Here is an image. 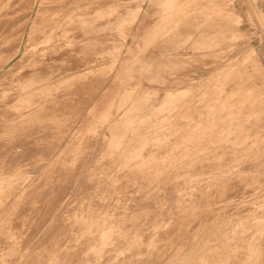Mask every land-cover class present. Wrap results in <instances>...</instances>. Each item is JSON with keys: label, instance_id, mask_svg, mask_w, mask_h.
Wrapping results in <instances>:
<instances>
[{"label": "rangeland", "instance_id": "rangeland-1", "mask_svg": "<svg viewBox=\"0 0 264 264\" xmlns=\"http://www.w3.org/2000/svg\"><path fill=\"white\" fill-rule=\"evenodd\" d=\"M171 1H173L174 5ZM199 1L200 0H198V2L197 0L190 2L189 0H179V1L178 0H166V1L165 0H146V1L145 0H44L43 1L44 4L43 3L41 4L39 1H38L39 5L38 2L36 3L31 13V17L38 11L40 13L39 19L42 18L41 20H43V17L45 16L46 17L44 21L40 20V23L39 20H37L39 24H37L36 22L34 26L36 30L33 29L32 31L33 33L34 32L37 33L38 28H40L39 31L40 30L44 31L42 30L44 28H41L42 25L44 24L43 25V27H45L44 32H46L47 35L44 32H42V36H41V31L38 32L37 34L35 33L32 34L31 32L30 39L28 40L30 44L29 58L31 62H29L27 67L17 77L14 78V82H13L14 86L29 84L32 88V91L29 96L14 101L15 102V103L13 102L14 104L11 103L8 104L9 105L8 107L0 108V113L4 110L0 114V116L2 117L0 118L4 120L5 125L7 124V122L10 121L9 126H5V128L3 129V131L7 134V138H6L7 146L5 148L6 152L4 151L6 155L3 158V162H5V166L4 163L0 165L1 166L0 173L2 171L8 172V175L5 176L7 181L3 184L2 187H0V193L2 194V196L0 194L1 196L0 202L2 201L6 202L5 204L3 202L0 203V207H1L0 208V264H11V263L35 264V262L36 264H55V263L59 264L58 263L59 261L60 264H66L67 262H69V258L71 259L70 261L71 262L73 261V263L75 264H99V263L116 264L117 259L120 257H121L120 262L118 259L117 264L118 263L124 264V262L128 264L127 262L129 261L130 264H144V262H146L145 264H149L151 262H152L151 264H157V263L158 264H197V262L198 264H244V263L253 264V261L254 264L255 263L264 264V256H261L264 253V248L262 247L264 246V238H263L264 233L262 234V232H264V228H263L264 199H262L264 198V188H263L264 177L261 176L262 174L264 176V172H263L264 158L261 159L264 155L263 153L264 144L258 141L264 139V134L262 136V133L264 132V127L261 126V122L262 125H264V116H263L264 110H262L264 108V104H263L264 95L262 94L264 93L263 92L264 81L260 82L261 79L264 78V47H263L264 42H261L264 41L263 39L264 0H221V2L223 1L222 3L223 5L220 3L219 0H217V2H215L216 0H202L203 2L206 1L207 6L204 5L202 1L200 2H202L203 4L200 3ZM165 2L168 4V6L167 4H165ZM193 2H195L197 5L194 4ZM23 3L19 5V8L21 6V8L26 11V9H24ZM192 3L193 5H191ZM224 4L225 7H223ZM182 5H184L183 7L186 10H184L183 7L181 8ZM162 6H164L165 8ZM17 8L15 7L14 10H16ZM21 8L20 11H22ZM163 8L165 11L163 10ZM63 9L65 13H63L64 12ZM136 9H139L137 17L139 16V14H142V16L144 15L147 18V22H149L145 26L144 30H142V33L144 32L145 36L141 38L139 35H136V33H131L134 20L133 18L127 15V13H129L130 11ZM25 11H23V14L25 13ZM61 11L65 15V17L63 16L62 13H60ZM66 11L68 13L70 11L71 15L70 13L66 14ZM180 11H182V14L179 13V15H177L176 17L175 16L176 13L178 14V12ZM56 12H59V14ZM17 13L18 15H20L21 13L22 16V12L15 11L14 14L12 15L14 18L10 17L9 21L11 22L16 21L17 25L15 26L14 23L13 26V22L12 23L10 22L11 25L9 27V21H8L7 23L8 27H6L5 30L8 36L4 35L6 36V38H4V40L6 39L5 41L10 42L9 41V39L11 38L10 31L12 32V29H10L12 28L11 26L15 27L16 29L18 26L21 25V21L18 20L22 19V17L18 16ZM172 13L173 16H175L176 18L172 16ZM15 14L19 17V19ZM57 14L59 17L61 15L63 17L61 16V18H58ZM75 14L77 15V17L75 16ZM170 14L173 17V19H171L172 17L169 18ZM165 16H167L168 18ZM54 17H56V19H54ZM164 21L165 23H163ZM170 21L172 22V24L170 23ZM127 22H130V24L128 23L127 25ZM48 23L51 24V26H49ZM47 24L49 28L45 26ZM125 24H126V28L128 27V29H125L123 27V25L125 26ZM163 24L164 25L166 24V26H168V28L166 27L167 28L166 30ZM120 28L124 30L122 31V29ZM163 29L164 31H162ZM38 34H40L39 40L34 38V36L35 35L37 36ZM58 39L60 40L58 41ZM227 40L228 42H226ZM3 41L0 44V53L1 52L3 53V54L1 53L0 56L2 60L3 58L6 59L8 55L11 54V52L14 51L16 48L14 47L11 50L8 48L9 52H7L8 51V49H6L8 47L7 44L9 45L10 43L8 42L5 43V41L4 42ZM25 43H26V38L23 39L20 45V49L15 57L17 58L20 57V55L22 54L21 50H23L22 46H24ZM5 53L7 54V57L4 55ZM2 55L4 57H2ZM32 56L35 57L36 59L32 58ZM245 60L246 62L248 61L249 63L246 64ZM253 60L254 61L256 60L255 63H253ZM8 64H6L4 67L7 68ZM146 64L148 65L146 66ZM239 64L242 65V67ZM252 64H255V66L253 67ZM251 65L254 68V73L256 70L261 71L262 74L257 71L255 74L256 77L259 74V78L258 77L257 78L260 81L253 75L254 74L253 71L249 73L250 70L253 69L252 67H250ZM256 65L257 67H259V69L255 68ZM248 67L251 69H249ZM1 72L2 71H0V74H2ZM103 72H105L106 74L109 73L110 79L107 85L104 87V90L95 99V101L91 106V108L94 110L93 114H91L89 110L84 113L79 124L76 126V129H81L80 135L79 136H75L73 134L70 135L67 138V140L62 144V146L58 148L57 151L56 150L57 145L58 142L60 141L59 137H61L63 135L62 133L65 132V130L64 131L62 130L61 132L59 130L66 128L67 127L66 125L71 123L70 118L72 116L75 117L77 116L78 112L82 109L81 104H79V102L81 101V103H83L82 104L83 106L86 104L87 96H90V94L93 91V84L94 85L96 84V82L92 81L93 76ZM251 74L253 75V79L251 78L252 77ZM239 75L242 76V79H240L241 77H239ZM260 75L261 77L263 75V77L260 78ZM246 76H248V78ZM249 78H251L252 81H250ZM254 78L257 80H255ZM233 79L237 80L236 82L239 85V87L236 83L235 85H237V87L234 86L235 81ZM247 79L248 81L246 82ZM258 81H259L258 84H260L261 86L263 85L262 88L260 85L257 86ZM231 82L233 83L232 84L233 86H231ZM252 82H255V84H253ZM228 83L230 84L227 86ZM74 84L75 86H72ZM245 85L247 86L248 89V92L246 94H245L246 91ZM232 87L236 89L231 90L230 88ZM249 87L257 88L259 91L258 92L254 91V89L251 88L252 91H254L252 94V91L251 89L249 90ZM182 88H187V90L185 89L182 92L177 91ZM237 88H239V90ZM224 90H225L224 93H228L229 98L227 97V94H223ZM69 91L70 93L72 91L74 92H72L73 94L71 93L70 95V93H68ZM171 91L173 93V96L169 97ZM194 92L196 93L195 95ZM80 94L83 95L80 96ZM233 96L235 99L233 98ZM32 97H36V98H32ZM89 98L90 97H88V99ZM197 98L201 100L200 101L201 103L197 101ZM205 99L207 101L208 99L210 100L204 103ZM231 99H233V101H230ZM258 99L259 100L262 99V100L259 101ZM151 100H152V105L156 108L154 111L150 112L146 110L144 113L138 111L130 112V110L134 107H137L139 103L143 101L148 102ZM194 100H196L197 102ZM255 100L256 102L258 100V102L260 103L259 105H257V107L255 106L256 103H254ZM210 101H212V103ZM209 102L211 103V105L209 104ZM64 104L66 106H64ZM249 104L252 106V107L249 106L251 108H247ZM15 105H18L20 107L19 110L16 109V107L18 108V106ZM70 105L72 106L71 108ZM188 105L190 106L192 105V107ZM60 107L62 108L61 111H60ZM258 107L261 110H258ZM5 108L8 111L7 110L5 111ZM147 108L148 107H146V109ZM247 109H251V110L247 111ZM254 109L255 112L253 114L251 111H254ZM244 111L249 112V114L247 115H248V119L250 120L246 119L247 115H245L246 112ZM261 112H263V114ZM11 113L14 114L11 115ZM250 113L253 114L252 115L253 121L251 120ZM59 114L60 116H58ZM190 114L192 115L190 116ZM194 114H196L197 116ZM184 115L185 117H183ZM261 115L263 116V119L260 122L259 120L260 118H262ZM238 116L241 117L238 118ZM254 116L256 121H254ZM257 119L259 122H257ZM246 120L249 122H246ZM233 122H235L233 124L235 126H232ZM239 122H242V124L245 123L243 125L246 126L245 127L243 125H242L243 127L240 126L241 124H239ZM178 124L179 126H176ZM251 125L254 126L252 127V129H251ZM56 126H57V131H56ZM236 126L239 127L236 128ZM239 128H240V132H239ZM87 129H90V131H87ZM244 129L245 131L246 130L247 131L245 132ZM51 130L54 131L53 135L55 136V138L57 134H59L58 140L56 138L57 141L54 139V136L52 135L53 138L52 140H54V142L57 143V144L55 143L56 144L55 146L56 148L54 149L55 151L53 150L54 146L51 145V142H53L51 141V136L49 137L48 135L52 133ZM150 130L153 131L151 134H150ZM154 130L157 133L154 132ZM248 130L249 131L251 130L250 134ZM179 132L181 133L180 136H179ZM46 133L48 138L46 137ZM252 133L254 135L256 134V139ZM41 134H42V138L44 135L43 139L39 138ZM136 134H139V136H136ZM251 134L253 135L254 138L249 137V135L251 136ZM36 135H38L37 137V139L39 138L38 140L36 139ZM247 137L249 138L246 139ZM31 138L33 140H37V142L40 143L39 145L36 143V141H34V144H37L36 146H38V149L34 144L33 146L31 145L33 141V140L31 141ZM205 138L208 141L207 140L203 141ZM252 138L253 141L255 140L254 142L252 141ZM26 139H29L30 141L29 140L28 141L30 143H28ZM90 139H92L94 142L92 141L91 143ZM24 140L28 143L27 148L32 147V149L35 150L37 149V153L42 151L43 154H45V156H43L42 152H40V155L43 156L44 158L40 156L41 159L39 161L29 164V162L32 159L24 157L20 159L21 162L19 161V166H18V162L16 164L15 155L18 154L17 152H20L22 151L23 148H25L24 146L23 148L19 146L20 144L26 146V142L24 143ZM43 141H45L46 143L50 142V145L48 144V149L45 142L44 143L46 148L44 147ZM82 141L84 142V146L81 149L82 146L80 147V144L82 143ZM89 143L91 144V146L89 145ZM163 143L165 144V146ZM16 144L17 146H15ZM160 144H162V147L164 146L163 149ZM258 144L259 146L257 147ZM10 146L15 147V149L17 148L15 150L17 152L13 153L14 149L12 150ZM85 146L88 147V149ZM149 146L151 147V149ZM219 146H222V148L220 147V151H217L218 149L216 150V147L218 148ZM254 146L256 147L257 150L259 149L258 152L256 151L255 148H253ZM260 146H262L261 149ZM49 147L50 150H53L54 152L52 151V153L50 152L48 154L47 151L49 150ZM147 147L149 148L146 151L145 149H147ZM9 148L10 150L7 151ZM40 148L42 149L39 150ZM44 149L48 154L47 158L45 151H43ZM74 150H76L75 151L76 154L73 155ZM81 150L82 152H80V154L82 158H84L86 152L87 153L89 152V154L86 153L87 156H85L84 159H80L82 163L78 159L81 158V156L78 157L80 155L79 151ZM254 150L258 153V157L254 153L255 152ZM249 151H251V154ZM8 152H11V154L13 153L14 154L13 157H11V154ZM206 152H209V154L208 156H206L207 158L204 159L202 157H205ZM143 153L145 154V158L142 159V156H144ZM210 153H212L213 155V156L211 155V158L209 156ZM253 153L254 155H256L255 157ZM259 153L261 157L259 156ZM9 154L10 157H8ZM237 154L239 155L238 158L236 156ZM200 155H202V157H199ZM231 155L232 157H234V159L231 157ZM247 155L248 156L251 155L249 156L250 159L249 157L247 158ZM226 156H230L228 159L231 162L230 161L227 162L228 159H226L227 161L224 160ZM5 158L8 160V163L11 161L12 158H14L12 159V162L13 160H15V164L18 167H15L16 165L10 162L11 164L10 163L9 164L11 165V168L10 169L6 168L10 166L7 163V160L5 161ZM135 159L136 161L138 160L137 163H133ZM221 159H223V163L220 162ZM206 160L209 161L208 162V164L210 163L209 165L206 164ZM235 160L236 162L234 164ZM1 161L2 160L0 159V163ZM201 161L203 162L201 163ZM211 161H212V165H211ZM213 161L215 165H213ZM75 162L77 163L79 162V164ZM204 162L207 166H205ZM232 162L234 165L232 164ZM238 162L240 163L238 164ZM253 162L254 163L256 162V166ZM80 163L81 166H79ZM203 164H204V168H202ZM226 164H228L230 167L226 166ZM245 164H247L246 165L247 167L245 166ZM240 165L243 167H241ZM248 165L250 166V168L248 167ZM48 166H51L52 168L55 169L56 167L60 166L61 169L54 174V177L52 179L53 181H51V185H50L52 187L51 189H49L50 192L45 194V192L43 191L44 185L40 184V182L42 178L41 175L44 173V171L47 169ZM73 166L75 167L76 170H74ZM78 166L80 167L79 169L77 168ZM252 166L255 167L252 168ZM13 167H15L16 169ZM36 167H38L37 170ZM195 167H197V169ZM240 167L241 170L243 168L245 172L242 170L240 174L239 172L237 173V171L240 170ZM12 168L14 169V171H17L18 173L17 176L14 177L9 176V174L11 175V172H14ZM34 168H35V172L32 173ZM234 168L236 169L239 168V169L236 172H234V170H236ZM247 168L250 170H248ZM227 169H228V175L227 172L225 173V170L227 171ZM231 169L233 170V172L230 171ZM222 170L225 173V176H223L224 173L222 172ZM25 171H30V174H28ZM75 171L78 172V177L74 176L72 180L71 172H75ZM69 172H70V177H68ZM81 173H83L82 178H80ZM217 173L218 174L223 173V175L219 176L220 175L219 174L217 176ZM229 173L233 175H229ZM234 173L235 174L237 173L238 175H235ZM247 173L248 176L250 175L248 179H247ZM256 173L258 174L257 175L259 177L258 179L256 177ZM252 174L255 176H253ZM90 175L91 177H88ZM240 175H242L243 178V182H241L240 180L241 182L240 187H242V184L244 186L240 188V191L238 190L240 192L239 194L237 189H239L238 185H240V182L238 180L241 179ZM251 175L255 179L254 180L252 178L253 180L251 181V183L252 184L254 183V185L250 183ZM130 176H131V182L129 183L128 178L130 180ZM234 176H235V180H234ZM202 177H204V180ZM228 177H230L231 179L230 182L229 180L226 181L227 179H229ZM261 177L263 179H261ZM91 178H93V180ZM190 178H192V180ZM244 178L247 180L244 181ZM259 179L262 182H259L260 181ZM89 180L91 181L90 182L91 185L89 184ZM163 181L165 182L163 183ZM177 181L180 183L179 186H178L179 183L177 184V186L174 185V183L175 182L177 183ZM234 181L236 182L234 183ZM57 182H58L57 185L58 187L56 186ZM72 182H74V184L80 182L79 184L81 185V188L82 185H84L82 188L84 193L81 190H79L80 194L82 193L81 194L82 196L79 195V192L76 195L73 194L67 197L63 195L61 196L60 195V190H62L61 188L68 189L69 185H71ZM193 182L194 184L192 186ZM202 182L203 184L200 185ZM248 182L250 184H248ZM213 183L215 186L214 185L211 186V184ZM127 184L131 186L130 191H128L129 186H127ZM162 184H164V186H162ZM195 184L198 186L196 187ZM218 184H220V186ZM257 184H259L258 187ZM65 185H67L68 188H66ZM118 185H120V187ZM250 185H252V187ZM87 186H89V189ZM98 186L101 187L102 195H100L101 193ZM180 186H182L181 195H180L181 190L178 191L180 189ZM55 187L56 189H54ZM212 187L213 188L215 187L216 190H218L216 191L217 193L220 192L219 189L220 187L222 193H223V189L224 191L225 189H227V191L225 192H229L232 189V192L228 193V195L224 192L223 194L224 196L221 194V198H220L218 195L219 193L217 194L215 192V188H214V192L216 194L214 192L212 195L210 194L213 191ZM85 188L88 190H86ZM107 188L109 190V191L107 190L109 194L108 192L105 191V189ZM166 188L167 191L165 190ZM170 188H172V191L170 190ZM246 188H248V190ZM110 189H111V194H110ZM191 189H194V193L193 195L190 196V193L192 194ZM77 190H78V186H77ZM114 190L115 192H117V197L116 196L113 197L115 195L114 194L115 192H113ZM197 190L200 192V194H198ZM132 192L134 198L136 196L135 198L136 203L137 201H139V198L142 199V200L140 199V201H143V203L138 202V204L135 205L134 204L135 201L133 202L134 198L132 197ZM177 192H179L180 197ZM93 193L96 196H98L99 199L98 197H95ZM207 193H209L211 197L213 196L212 199L219 197L220 199L226 200L227 196L229 199V194L232 195V197L230 196L229 201L227 200L228 203L227 201L224 202L223 200H221V202H219V200L218 201L214 200V202H212L213 200L211 201L210 196H208ZM232 193H234L236 197ZM154 194L158 196L160 200L159 198H156L157 199L155 201L156 205H154L153 208L151 204L154 203L155 198L154 197L151 198V196H153ZM194 194L198 196L196 197V195ZM214 194L217 196L214 197ZM247 194L249 195L248 197ZM8 195H10L11 197H9ZM92 195H94L93 198L95 199L92 198ZM118 195L119 196L121 195L122 198H124L125 200H122V198L120 200V197ZM3 196H5L4 199L7 198L8 200L7 201L6 199L4 200ZM53 196L55 198L59 197V199L62 201V204L64 205L62 207L63 210L59 212L58 211L47 212L49 210L50 205L52 206L60 203V200L57 199L58 200L57 202ZM101 196L102 197L104 196V200ZM129 196L132 199V201H130V198H128ZM137 196L140 197L137 199ZM147 196H149L148 203L149 202L151 203L150 206L152 210L150 207L145 208L146 206H149V204H147L146 201ZM181 196H184V200H186L185 201L186 204L184 203L186 207L184 206L182 207L183 205L182 202L184 201L180 200ZM206 196H208L207 197L208 201L203 200L204 198L206 199ZM233 196L234 199H232ZM238 196H240L239 199ZM79 197L80 198L83 197V200L84 199L85 200L84 201L82 199L80 200ZM142 197L146 198V200ZM185 197H188V199L190 200V204H188L187 201L188 199H186ZM189 197L192 198L190 199ZM162 198L164 200L163 202H165L164 205L168 204L166 208L162 204L163 203ZM178 198L180 202L182 201L181 202L182 205L179 202V200L177 201ZM194 198L195 200L193 202L192 199ZM172 199H173L172 206L174 207L173 209L171 208L172 206L170 204L171 203L170 201ZM201 199L203 200V203L208 202V206H210L209 204L210 201L211 203L210 210L211 208L213 209L214 207H216L217 209V206L221 207V208L218 207L217 210L216 209L213 210L214 213L217 211L213 216V218L210 216L211 215L210 213H213V211L212 210L210 211L207 206L204 207L205 204L203 206V203H201L202 207H200L201 206L200 202H202ZM93 200L94 202H92ZM234 201L235 203L233 204ZM245 201L246 202L249 201V204L246 203L247 204L246 205L244 203ZM95 202H98L100 206L98 203ZM104 202L107 204H105ZM110 202L112 203L110 204ZM215 202H218L216 204L217 206H215ZM229 202L230 205H232L233 207L230 206L229 208L227 207L229 205ZM45 204L48 207V210L46 211L44 216V213L42 215V212H44V210L47 209ZM142 204L144 210L142 208ZM102 205L105 207H103ZM107 205L108 207H106ZM138 205L139 207H141V209L138 208ZM159 205H161L162 208L159 207ZM179 205L181 206V209L183 208L182 210L180 209ZM250 205H252V207ZM93 206L95 207V209L93 208ZM101 206L103 207V210ZM117 206L119 209L117 208L114 210V208H116ZM197 206L200 208H198ZM126 208L127 210H125ZM237 208L239 209L242 208L243 211L241 212L242 210L241 209L240 210L241 213H240L239 209ZM245 208L247 209L246 212H245L246 210ZM262 208L263 210H261ZM89 209H91V211ZM96 209L98 210L97 215L95 212ZM153 209H154V214L155 211H157V209L159 210L161 209L162 211L158 210V212L159 213L163 212V215L160 214L159 216L156 213L157 218L153 217L152 220L151 214L153 212ZM236 209L238 210L239 213L237 212ZM100 210H102L104 213H102V211L100 212ZM110 210L111 212H109ZM138 210L139 212H137ZM223 210L225 213L223 212ZM235 210H236V215H234ZM68 211H70V213ZM148 211L150 212L151 219L144 217L145 212L148 215L149 213ZM205 211H208L206 215L208 217L202 214ZM62 212L65 216H63ZM174 212L176 214H174ZM222 212L224 213V215ZM115 213L117 214L119 213V215L116 214L117 215L116 217V215H114ZM136 213L139 216L142 215L144 219L142 216L140 217V219L142 218L144 222L145 221L150 222L151 225L149 223L147 224V222L144 223L142 220H141L142 222L138 221L139 216H137ZM172 213L173 216H176L177 218L173 217ZM194 213L196 215H194ZM255 213L257 214V216L255 215ZM261 213L263 214L261 215ZM126 214L129 215L127 216ZM218 214L219 215L222 214V215L219 216V218H217ZM94 215L98 217L96 218V216ZM169 215L171 216V219L170 217H168ZM247 215L249 216L247 217ZM259 215H261V217H259ZM36 216H38L39 218L35 220ZM62 216L64 217V219L62 218ZM93 216L95 217V219H93L94 218ZM194 216H196L197 218L196 217L194 218ZM202 216L203 217L205 216V219L207 218L208 221L207 219L203 220L204 218L202 219ZM242 216L243 217L245 216V218H243ZM47 217L49 219H47ZM58 217H61V220H59L60 222L58 221ZM187 217H190L189 219L191 221ZM42 218L45 219V222L44 220L41 221ZM165 218L167 222L166 220H164ZM167 218L173 222H170L169 224V220ZM174 218L177 219L178 222H176ZM186 218L188 219L189 223L192 222V224L190 223L191 225H194V221H195V225H194L195 227L193 226L190 227L189 224L190 229L187 228L188 234L187 232L183 233L187 230L186 227H188L187 225L188 223L185 222L187 221ZM209 218H211V220H209ZM249 218L253 219V221L252 220L249 221L250 220ZM113 219L116 222V223L114 222V224L112 221ZM259 219H261V221ZM62 220L65 222H63ZM69 220L71 222H69ZM182 220L185 222L184 224L182 223L183 222ZM201 220L204 221L203 226L200 223ZM213 220L216 221L213 222ZM244 220L245 221L247 220L248 223L246 222L245 224ZM68 222L69 224L67 225ZM124 222L125 224L126 222H130V224L128 223L127 226L128 228L125 227L126 225H124ZM205 222L207 223L205 224ZM39 223L40 225L41 223H44L43 224L44 227H42V225L40 226ZM84 223L86 224V226ZM180 223L183 226L184 225L187 226L184 228L183 226L180 225ZM34 224L36 225V227L34 226ZM37 224L40 227H38ZM52 224H54L55 226L54 227L51 226ZM122 224H123V231L121 228H119L122 226ZM161 224H163L164 229L162 228ZM167 224L169 225L172 224L170 226L169 231H167L169 228ZM106 225L108 226V228ZM200 225L201 227L197 228V226ZM160 226L163 231H161ZM173 226H175V228H172ZM112 227L115 229L114 232ZM152 227L156 229L160 228L158 229L160 230L159 233L156 232V229H153ZM33 228H36V230L34 231L32 230V232L34 233H32L31 235L29 233ZM54 228H56L55 234H54V230H55ZM96 228H99L97 234H96V230H97ZM117 228L118 230L116 232ZM90 229L91 230L93 229L94 231L92 230L93 232L92 231L90 232ZM139 229L140 231L138 232ZM152 229L156 233L155 232L152 233L151 231H149ZM173 229H174V234L177 233V235L181 234L179 232L180 231L182 232V230H184L182 232V236L180 235L178 237L177 235H175V240H174L173 232L170 233V231H173ZM262 229L263 231H261ZM51 231L52 233H50ZM148 231L149 233L151 232V234L154 235L149 234ZM27 232L28 235H30L32 238V240L31 238L29 239V242H27L28 241ZM70 232H72V234ZM99 232L100 234L101 233L102 234L98 235ZM109 232L110 235L108 234ZM144 232L145 233L147 232L146 234L147 237L145 235H144L145 237L143 236ZM160 232L163 233V236H159ZM47 233L48 235L50 234V237L43 240V238L48 236ZM112 233L115 236L114 235L112 236ZM156 234L157 236L160 237L159 238L160 240H158ZM51 236L53 237L51 238ZM154 236L159 244L156 243ZM96 237L97 238L99 237L98 240L96 239L97 241L94 240ZM111 237L115 239L110 240ZM161 237H163L164 241H161L162 240ZM164 237H166L167 239H170V237L173 238L172 242L171 239L170 241L168 240L169 241L168 242L167 239L166 240L164 239ZM259 237L263 239V240L261 239V243H262L261 246H260ZM152 238L153 241L151 242ZM144 239H148L147 240L148 242L150 241L149 243L151 245V249H153L152 250L153 255L150 249H148L150 247L149 244L147 243L146 245V240L144 243ZM22 240H23V245L25 244V247L21 244ZM82 240L84 242H82ZM123 240L125 242H123ZM138 240H140L141 243ZM59 241L61 243L63 242V245H60ZM86 241L89 242L87 243V249H86L87 251H85V249L83 250V248L86 247L85 246ZM133 241L136 242L137 246L139 245V247H137L136 244L133 243ZM183 241L185 242L183 243ZM166 242H168L169 244L168 247H171L170 243H174V244H172L171 248H168ZM28 243L30 244L28 245ZM108 243L110 244L108 245ZM160 243H161V248H163L164 250H162L160 247L159 249L156 248L157 245H160ZM163 243H165L166 247L168 248L167 249L165 247L168 253L165 251L166 249L164 248L165 245ZM72 244L73 246H71ZM91 244H93V246H91ZM27 245L28 247L26 248ZM103 245L104 246L107 245L106 246L107 248L106 247L103 248L102 247ZM141 245H143L144 248H146L145 252H143L144 249ZM35 246L36 247L38 246L39 248L37 247L38 249H36ZM76 246H78L77 249ZM110 247L111 249L109 250L108 248ZM140 247H142L143 249L142 252L138 251ZM62 248L65 249L66 251L64 252V250H61ZM135 248L136 249L138 248L137 249L138 257L136 253L130 252V250L135 251ZM74 249H76V253ZM106 249H108L109 251L107 250L106 252L105 251ZM154 249H157V252L154 251ZM103 250L106 253H104ZM62 251L64 253V254L61 253L62 256L63 255L65 256L67 253L66 257L64 256L63 257L68 261H66L60 255V252ZM88 251L92 252L89 253L90 254L89 256H88ZM163 251L167 253L164 254V258H162L163 256L162 253H164ZM73 252L75 254H73ZM80 252L82 253V256ZM102 252L106 255V257L103 256L104 254H102ZM155 252L156 254L154 255ZM12 253L14 254L12 255ZM48 254L50 255L49 257ZM75 255L77 256L79 255L77 258H75L77 261L72 260V258L74 259ZM68 256L69 258H67ZM108 256L109 259H107ZM132 256L134 257L133 260L131 261ZM158 256H160V258L159 259L156 258L155 260V257ZM252 256H255L256 260L251 259L249 263V259ZM260 258L261 261L263 260V263L259 261ZM100 259H102L103 262L102 260L100 261ZM63 261L66 263H63Z\"/></svg>", "mask_w": 264, "mask_h": 264}, {"label": "bare ground", "instance_id": "bare-ground-1", "mask_svg": "<svg viewBox=\"0 0 264 264\" xmlns=\"http://www.w3.org/2000/svg\"><path fill=\"white\" fill-rule=\"evenodd\" d=\"M38 1H39L41 4H42V3L44 4V2H43L44 0H42V2H41V0H0V44L2 43V41L4 40V38H6V36H8V35H7V32H5V30H6V27H8V26H7V23H8V21L10 20V17H11V18L13 17L12 15L14 14L15 11L22 12V16H21V13H20V15H18V13H17L18 16H21V17H22V19L18 20V21H21V25L18 26V27L15 29V27H13V26H14V23H15V26H16V25H17V22H16L15 19H14L15 22L12 21V22H13V26H11L12 28H10V29H12V32L10 31V36H11V38L9 39L10 42L5 41L6 39L4 40L5 43H6V42L10 43L9 45L7 44L8 47L5 45V46L7 47L6 49L9 48V49L11 50V49H13L14 47H16V48H15L14 51L11 52V54L8 55V57H7V54H6V53L9 52V49H8L7 52L5 51L6 53H5L4 55L7 57L6 59L3 58V60H2V58H0V71H2V72H1L2 74H0V108H1V107H2V108H3V107H8V106H9L8 104H11V103H13V102L16 101V100H20L21 98L23 99V97L25 98V97L29 96L30 93H31V91H32V88H31V86H30L29 84H24V85L14 86V85H13V82H14V78L17 77V76H18V75H19V74H20V73H21V72L27 67V65L29 64V62H31V61H30V58H29V57H30V55H29V47H30V44H29V42H28V40L30 39L31 32H32V34H34V33L37 34L38 32L41 31V30L39 31L40 28H38V32H37V33H36V32L33 33V31H32L33 29L36 30V28H34L35 23L37 22V24H39V23H40V20L42 19V18L39 19V16H40L39 11L36 12V13L31 17V13H32V11H33V8H34V6L36 5V3H37ZM145 1H146V0H145ZM165 1H166V0H165ZM178 1H179V0H178ZM190 1H194V0H189V2H190ZM200 1H202V0H200ZM200 1H199V2H200ZM219 1H220L221 4L223 3V1H222V2H221V0H219ZM23 2L25 3V5H24ZM39 2H38V5H39ZM60 2H61V1H60ZM171 2L173 3V1H171ZM197 2H198V0H197ZM202 2H203V1H202ZM202 2H200V3H202ZM215 2H217V0H216ZM21 3H23L24 9H26V11L23 10V9L21 8V6H20V8L22 9V11H20L19 5H21ZM177 3H178V2H177ZM177 3H176V4H177ZM186 3H187V2H186ZM193 3L196 4L195 2H193ZM193 3H192L191 5H193ZM203 3H204V5H206V1H204ZM203 3H202V4H203ZM41 4H40V5H41ZM64 4H65V3H64ZM165 4H167V3L165 2ZM218 4H219V3H218ZM218 4H217V5H218ZM75 5H76V4H75ZM162 5H163V4H162ZM173 5H174V3H173ZM196 5H197V4H196ZM211 5H212V4H211ZM222 5H223V4H222ZM45 6H46V5H45ZM71 6H72V5H71ZM165 6H166V5H165ZM167 6H168V4H167ZM167 6H166V7H167ZM176 6H177V5H176ZM183 6H184V5H182L181 8H182ZM206 6H207V5H206ZM220 6H221V5H220ZM15 7H16V8L18 7V8H17L18 10H17V9L14 10ZM42 7H43V6H42ZM42 7H41V8H42ZM50 7H51V6H50ZM162 7H164V6H162ZM178 7H180V6H178ZM204 7H205V6H204ZM223 7H225V4H224ZM45 8H46V7H45ZM164 8H165V7H164ZM164 8H163V10H164ZM183 8H184V7H183ZM191 8H192V7H191ZM191 8H190V9H191ZM206 8H207V7H206ZM78 9H79V7H78ZM35 10H36V9H35ZM81 10H82V9H81ZM81 10H80V11H81ZM167 10H168V9H167ZM184 10H186V9L184 8ZM225 10H226V9H225ZM23 11H25L24 14H23ZM59 11H60V10H59ZM63 11H64V9H63ZM82 11H83V10H82ZM92 11H93V10H92ZM164 11H165V10H164ZM71 12H72V11H71ZM138 12H139V9L132 10V11H130L129 13H127V15L130 16L131 18H133V20L135 21L137 15H138ZM188 12H189V10H188ZM42 13H44V12H42ZM56 13L59 14V12H56ZM60 13H62V11H61ZM63 13H65V11H64ZM63 13H62V14H63ZM69 13H70V11H69ZM69 13L66 11V14H69ZM179 13L182 14V11L178 12V14L176 13L175 16L177 17V15H179ZM214 13H215V12H214ZM58 14H57V17H58V18H61L62 15L59 17ZM15 15H16V14H15ZM17 15H16V16H17ZM70 15H71V13H70ZM80 15H81V14H80ZM83 15H84V14H83ZM18 16H17V17H18ZM48 16H49V15H48ZM63 16L65 17L64 14H63ZM63 16H62V17H63ZM75 16L77 17L76 14H75ZM172 16H173V13H172ZM172 16H171V14H170L169 18H171ZM175 16H173V17L176 18ZM30 17H31V19H30ZM45 17H46V16H45ZM45 17H43V20H41V21H44V20H45ZM79 17H80V16H79ZM165 17H167V16H165ZM165 17H163V18H165ZM173 17H172L171 19H173ZM13 18H14V17H13ZM167 18H168V17H167ZM18 19H19V17H18ZM54 19H56V17H54ZM54 19H53V21H54ZM29 20H30V22H29ZM37 20H39V23H38ZM60 20H61V19H60ZM71 20H72V19H71ZM166 20H167V19H166ZM169 20H170V19H169ZM174 20H175V19H174ZM176 20H177V19H176ZM46 21H47V19H46ZM46 21H45V22H46ZM134 21H133V23H134ZM10 22H11V21H9V27H10V25H11ZM12 22H11V23H12ZM28 22H29V25H28ZM55 22H56V20H55ZM131 22H132V21H131ZM128 23L130 24V22H127V25H128ZM163 23H165V21H164ZM168 23H169V22H168ZM170 23L172 24L171 21H170ZM173 23H174V22H173ZM42 24H43V23H42ZM45 24H46V23H45ZM48 24H49V23H48ZM48 24L45 25V26H47V28H49V27H48ZM43 25H44V24H43ZM43 25H42L41 28H44V29H42V30L45 31V27H43ZM163 25H164V24H163ZM49 26H51V24H49ZM164 26H165L164 28H165V30H166V29L168 28V26H166V24H165ZM169 26H170V24H169ZM39 27H40V26H39ZM123 27H124L125 29H128V27L126 28V24H125V26L123 25ZM131 27H132V26H131ZM166 27H167V28H166ZM13 28H14V30H13ZM7 29H9V28H7ZM120 29H122V28H120ZM129 29H130V28H129ZM123 30H124V29H122V31H123ZM7 31H9V30H7ZM44 31H41V36H42V32H44ZM125 31H126V30H125ZM162 31H164V29H163ZM47 32H48V30H47ZM11 33H12V34H11ZM44 33L47 35L46 32H44ZM122 33H123V32H122ZM122 33H120V34H122ZM45 34H44V35H45ZM4 35H6V36H4ZM39 35H40V34L37 35L38 38H37L36 35L34 36V38H36V39L39 40ZM46 35H45V36H46ZM123 35H124V34H123ZM10 36H9V37H10ZM9 37H8V38H9ZM24 38H26V43L24 44V46H22V47H23V48H22L23 50H21V51H22V54L20 55L19 58H17V57H15V56L17 55V53H18V51H19V49H20V45H21V43H22V41H23ZM32 38H33V36H32ZM32 38H31V39H32ZM261 38H262V37H261ZM154 39H155V38H154ZM154 39H153V40H154ZM263 39H264V36H263ZM263 39H262V40H263ZM59 40H60V39H58V41H59ZM228 40H229V39H228ZM228 40H227L226 42H228ZM4 41H3V42H4ZM260 41H261V39H260ZM261 42H264V41H261ZM260 45H261V44H260ZM5 46H4V47H5ZM9 46H10V47H9ZM46 46H47V45H46ZM263 47H264V45H263ZM121 48H122V47H121ZM250 50H251V49H250ZM3 51H4V49H3ZM1 53H2V52H1ZM1 53H0V56H1ZM2 54H3V53H2ZM252 54H253V53H252ZM252 54H251V55H252ZM2 57H4V56L2 55ZM256 57H257V56H256ZM32 58L36 59V58L33 57V56H32ZM252 59H253V58H252ZM252 59H251V60H252ZM37 60H38V59H37ZM242 60H243V59H242ZM255 61H256V60H255ZM255 61L253 60V63H255ZM245 62H246V60H245ZM8 63H9V64H8ZM247 63H249V62L247 61L246 64H247ZM6 64H8V65H7V66H8L7 68L4 67ZM246 64H244V65H246ZM257 64H258V62H257ZM147 65H148V64H146V66H147ZM239 65H240V64H239ZM252 65H253V67L255 66V64H252ZM252 65H251L250 67H252ZM240 66L242 67V65H240ZM253 67H252V68H253ZM238 68H239V67H238ZM238 68H237V69H238ZM248 68H249V67H248ZM255 68H258V69H259V67H257V65H256ZM237 69H236V70H237ZM246 69H247V68H246ZM249 69H251V68H249ZM241 71H242V70H241ZM251 71H253V73H254V68H253L252 70H250L249 73H251ZM256 71L261 73V71H258V70H256ZM256 71H255V73L253 74L255 77H256V75H255V74H256ZM238 72H239V71H238ZM242 73H243V72H242ZM261 74H262V73H261ZM251 75H252V74H251ZM253 75H252V77L250 76L252 79H253ZM232 77H233V76H232ZM239 77H241L240 79H242V76L239 75ZM246 77L248 78V76H246ZM257 77L259 78V74H258ZM257 77H256V78H257ZM262 77H263V75H262ZM262 77H261V75H260V78H262ZM87 78H89V77H87ZM234 78H235V77H234ZM251 78H249L250 81H252ZM258 78H257V79H258ZM109 79H110V74H109V73L106 74L105 72H103V73H98V74H96V75L93 76L92 81H93V82H96V84H95V85L93 84V91H92V93L90 94V96H87V94H86V96H87V102H86V104L83 106V105H82L83 103H81V101H80L79 104H81V108H82V109L78 112L77 116H76V117H75V116H72V117L70 118V122H71V123L68 124V125H66V126H67L66 128H63V126H62L63 129L59 130L60 132H61L62 130H63V131L65 130V132L62 133L63 135H62L61 137H59V138H60V139H59L60 141L58 142V145H57V149H56L57 151H58V148H60V147L62 146V144L67 140V138H68L70 135H72V134L75 135V136H79V135H80V133H81V129H76V126L79 124L80 120L82 119V117H83V115H84V113H85L86 111L89 110L90 113L93 114L94 110L91 108V106H92L93 102L95 101V99H96V98L101 94V92L104 90V87L107 85ZM254 79H255V78H254ZM257 79H255V80H257ZM263 79H264V78H263ZM263 79H261V81H260L259 79H258V80H259L260 82H262V81H264ZM75 80H76V79H75ZM81 80H82V79H81ZM233 80H234V79H233ZM233 80H232V81H233ZM255 80H254V81H255ZM72 81H73V79H72ZM228 81H229V78H228ZM230 81H231V79H230ZM234 81H235V82H234V86L237 87V85H238L237 82H236L237 80L235 79ZM247 81H248V79L246 80V82H247ZM259 81L257 82V86L260 85V84H258ZM244 82H245V81H244ZM68 83H69V82H68ZM235 83H236L237 85H235ZM248 83H249V82H248ZM252 83L255 84V82H252ZM66 84H67V83H66ZM229 84H230V83H228L227 86H228ZM232 84H233V83L231 82V86H233ZM78 85H79V84H78ZM72 86H75V84L72 85ZM245 86H246V85H245ZM245 86H244V87H245ZM260 86H261V85H260ZM238 87H239V85H238ZM262 87H263V85L261 86V88H262ZM251 88H252V87H251ZM251 88L249 87V90H250ZM261 88H260V89H261ZM185 89L187 90V88H182V89H179V90H177V91H178V92H182V91H184ZM230 89H231V90H232V89L235 90L236 88L234 89V88L232 87V88H230ZM237 89L239 90V88H237ZM244 89H245V88H244ZM252 89H254V91H257V92L259 91L257 88H254V87H253ZM252 89H251V91H252ZM255 89H256V90H255ZM238 90H237V91H238ZM245 90H246V91H245V94H246V93L248 92L247 86H246V89H245ZM261 90H262V89H261ZM76 91H77V90H76ZM89 91H90V90H89ZM221 91H222V90H221ZM254 91H252V94H253ZM72 92H74V91H72ZM72 92H71V93H72ZM77 92H78V91H77ZM82 92H83V91H82ZM224 92H225V90L223 91V94H227V97L229 98L228 93H224ZM233 92H234V91H233ZM249 92H250V91H249ZM257 92H256V93H257ZM260 92H262V91H260ZM263 92H264V91H263ZM37 93H38V92H37ZM68 93H70V91H69ZM68 93H67V94H68ZM71 93H70V95H71ZM78 93H79V92H78ZM87 93H88V92H87ZM217 93H218V92H217ZM238 93H239V92H238ZM256 93H255V94H256ZM38 94H39V93H38ZM72 94H73V93H72ZM169 94H170V93H169ZM195 94H196V93L194 92V95H195ZM258 94H259V93H258ZM260 94H261V93H260ZM262 94L264 95V93H262ZM82 95H83V94H80V96H82ZM170 96H173L172 91H171V94L169 95V97H170ZM198 96H199V95H198ZM30 97H31V96H30ZM88 97H90V98L88 99ZM192 97H193V96H192ZM212 97H213V96H212ZM245 97H246V95H245ZM253 97H254V96H253ZM257 97H258V96H257ZM32 98H36V97H32ZM40 98H41V97H40ZM233 98H234V96H233ZM71 99H72V98H71ZM226 99H227V98H226ZM234 99H235V98H234ZM24 100H25V99H24ZM26 100H28V99H26ZM29 100H30V98H29ZM209 100H210V99H208V101H209ZM237 100H238V98H237ZM239 100H240V99H239ZM258 100H259V99H258ZM258 100H257V102H256V100H255V102H254V103H256V104H255L256 107H257V105L260 104V103L258 102ZM261 100H262V99H261ZM261 100H259V101H261ZM31 101H32V100H31ZM34 101H35V99H34ZM64 101H65V100H64ZM64 101H63V102H64ZM194 101H196V100H194ZM194 101H193V102H194ZM197 101L200 102L201 100H199V99L197 98ZM197 101H196V102H197ZM208 101L205 99V100H204V103H205V102H208ZM228 101H229V99H228ZM230 101H233V99H231ZM249 101H250V100H249ZM251 101H252V100H251ZM263 101H264V100H263ZM263 101H262V102H263ZM18 102H19V101H18ZM32 102H33V101H32ZM59 102H60V101H59ZM65 102H66V101H65ZM65 102H64V103H65ZM186 102H187V101H186ZM210 102L212 103V101H210ZM210 102H209V104L211 105ZM226 102H227V101H226ZM262 102H261V103H262ZM14 103H15V102H14ZM14 103H13V104H14ZM190 103H191V102H190ZM200 103H201V102H200ZM72 104H73V103H72ZM72 104H71V105H72ZM145 104H146V105H145ZM148 104H149V106H148ZM263 104H264V102H263ZM71 105H70V108L72 107ZM144 105H145V106H144ZM15 106H18V105H15ZM64 106H66V105L64 104ZM67 106H68V105H67ZM82 106H83V107H82ZM188 106H190V105H188ZM249 106H251V105L249 104L247 108H251V107H252V106H251V107H249ZM262 106H263V105H262ZM262 106H261V107H262ZM10 107H11V106H10ZM23 107H24V106H23ZM45 107H46V105H45ZM79 107H80V105H79ZM146 107H148V108L146 109ZM161 107H162V106H161ZM190 107H192V105H191ZM211 107H212V106H211ZM213 107H214V106H213ZM19 108H20L19 106H18V108L16 107L17 110H19ZM21 108H22V107H21ZM253 108H254V105H253ZM253 108H252V110H253ZM262 108H263V107H262ZM8 109H9V108H8ZM16 109H15V110H16ZM56 109H57V108H56ZM79 109H80V108H79ZM155 109H156V108L152 105V100H151V101H148V102L143 101V102L139 103L138 106L132 108V109L130 110V112H131V111H138V112H142V113H144L146 110L152 112V111H154ZM192 109H193V108H192ZM234 109H235V108H234ZM6 110H7V109L5 108V111H6ZM61 110H62V108L60 107V111H61ZM111 110H112V109H111ZM186 110H187V109H186ZM244 110H245V109H244ZM250 110H251V109H247V111H250ZM258 110H261V109H259V107H258ZM262 110H264V108H263ZM3 111H4V110H3ZM3 111H2V112H3ZM7 111H8V110H7ZM11 111H12V110H11ZM229 111H231V110H229ZM247 111H244V112H246L245 115L249 114V112H247ZM256 111H257V108H256ZM2 112H1V113H2ZM188 112H189V111H188ZM188 112H187V113H188ZM200 112H201V111H200ZM251 112L254 114L255 109H254V111H251ZM263 112H264V111H263ZM263 112H261V113L263 114ZM1 113H0V114H1ZM49 113H50V112H49ZM65 113H66V112H65ZM202 113H203V112H202ZM252 113H250V114H251V120H252V115H253ZM13 114H14V113H11V115H13ZM67 114H68V113H67ZM62 115H63V113H62ZM191 115H192V114H190V116H191ZM194 115H196V114H194ZM240 115H241V114H240ZM8 116H9V115H8ZM58 116H60V114H59ZM70 116H71V115H70ZM196 116H197V115H196ZM261 116H262V115H261ZM263 116H264V115H263ZM263 116H262V118H260V120H259L260 122H261V120L263 119ZM0 117H1V116H0ZM183 117H185V115H184ZM187 117H188V116H187ZM240 117H241V116H238V118H240ZM259 117H260V116H259ZM1 118H2V117H1ZM1 118H0V122H1V124H0V159H1L2 161H1L0 165L4 163V166H5V162H3V158H4L5 155H6V154H5V152H6V151H5V148H6V146H7V142H6L7 134L3 131V129L5 128V126H9L10 121L7 122V124L5 125L4 120L1 119ZM188 118H189V117H188ZM192 118H193V116H192ZM249 118H250V117H249ZM63 119H64V117H63ZM106 119H107V118H106ZM106 119H105V121H106ZM246 119H247V120H250V119H248V115H247ZM247 120H246V122H249V121H247ZM105 121H104V122H105ZM235 121H236V119H235ZM252 121H253V120H252ZM254 121H256V120H255V116H254ZM259 121H258V119H257V122H259ZM2 123H3V124H2ZM207 123H208V122H207ZM234 123H235V122L232 123V126H235V125H233ZM236 123H237V121H236ZM195 124H196V123H195ZM239 124H241L240 126H242V125L245 124V123L242 124V122H239ZM254 124H256V123H254ZM257 124H259V123H257ZM102 125H103V124H102ZM248 125H249V123H248ZM57 126H58V125H57ZM57 126H56V131H57ZM174 126H175V125H174ZM176 126H179V124L176 125ZM193 126H194V125H193ZM243 126L245 127L246 125H243ZM243 126H242V127H243ZM261 126L264 127V125H262V122H261ZM172 127H173V125H172ZM172 127H171V128H172ZM189 127H190V126H189ZM238 127H239V126H238ZM238 127L236 126V128H238ZM249 127H250V126H249ZM252 127H254V126L251 125V129H252ZM33 129H34V128H33ZM53 129H54V127H53ZM100 129H101V128H100ZM100 129H99V130H100ZM168 129H169V128H168ZM175 129H176V127H175ZM241 129H243V128H241ZM247 129H248V127H247ZM42 130H43V129H42ZM233 130H234V128H233ZM262 130H263V128H262ZM32 131H34V130H32ZM87 131H90V129H87ZM231 131H232V128H231ZM242 131H243V130H242ZM244 131H245V129H244ZM246 131H247V130H246ZM246 131H245V132H246ZM248 131H249V130H248ZM250 131H251V130H250ZM250 131H249V134L251 133ZM49 132H50V131H49ZM51 132H52V133H51V134H48V135H49V137L51 136V141H53V142H51V145L54 146V148H53V150H54V149L56 148L55 146H56L57 143L54 142V140H52V139H53V138H52V135H53L54 131L51 130ZM105 132H106V131H105ZM152 132H153V131L150 130V134H151ZM154 132H156V131L154 130ZM239 132H240V128H239ZM261 132H262V131H261ZM34 133H35V132H34ZM42 133H43V132H42ZM56 133H58V132H56ZM97 133H98V131H97ZM147 133H148V132H147ZM156 133H157V132H156ZM243 133H244V132H243ZM253 133H254V132H253ZM253 133H252V134H253ZM31 134H32V133H31ZM180 134H181V133L179 132V136H180ZM238 134H239V133H238ZM244 134H245V133H244ZM252 134H251V136L249 135V137H253L254 134H253V135H252ZM263 134H264V132L262 133V136H263ZM24 135H25V134H24ZM103 135H104V134H103ZM164 135H165V134H164ZM239 135H240V134H239ZM247 135H248V134H247ZM39 136H40V135H39ZM53 136H54V135H53ZM58 136H59V134H57V136H56L57 140H58ZM136 136H139V134H136ZM176 136H177V135H176ZM176 136H175V137H176ZM240 136H241V135H240ZM243 136H245V135H243ZM29 137H30V136H29ZM37 137H38V135H36V139H37ZM46 137L48 138L47 133H46ZM88 137H89V136H88ZM106 137H107V136H106ZM106 137H105V139H106ZM146 137H147V136H146ZM150 137H151V136H150ZM231 137H232V136H231ZM241 137H242V136H241ZM249 137H247L246 139H248ZM254 137H255V139H256V134L254 135ZM254 137H253V138H254ZM39 138H42V134H41V136H40ZM39 138H38V139H39ZM43 138H44V135H43ZM43 138H42V139H43ZM56 138H55V136H54V139H55V140H56ZM148 138H149V137H148ZM244 138H245V137H244ZM244 138H243V139H244ZM253 138H252V141H253ZM38 139H37V140H38ZM228 139H229V138H228ZM237 139H238V138H237ZM26 140L28 141L29 139H26ZM32 140H33V139L31 138V141H32ZM37 140H33L31 145L33 146L34 141H36V143L40 145V143L37 142ZM57 140H56V141H57ZM90 140H91V143H92L93 140H92V139H90ZM150 140H151V139H150ZM205 140H207V139L205 138L203 141H205ZM29 141H30V140H29ZM29 141H28V143H30ZM39 141H40V140H39ZM45 141H46V138H45ZM45 141H43V143H44ZM105 141H106V140H105ZM207 141H208V140H207ZM237 141H238V140H237ZM239 141H240V140H239ZM254 141H255V140H254ZM254 141H253V142H254ZM256 141H257V140H256ZM258 141H260V143L264 144V143H263V142H264V139H261V140H258ZM25 142H26V141L24 140V143H25ZM93 142H94V141H93ZM242 142H243V140H242ZM28 143L26 142V146H25V145H21V144L19 143V144H20L19 146H21L22 148H23V146L25 147V148H23L22 151H20V152L15 151L17 148L15 149V147L12 146V147H13V148H12V147L10 146L12 150L14 149V152L11 150L13 153H16V152L18 153V154L15 155L16 157L14 156V157H15V160H16V164H17V162H18V166H19V161H20L21 158L26 157V158L32 159V160L29 162V164H31V163H34V162H36V161H39V160L41 159V157L45 156V154H43L42 151H40V152H42L43 156L40 155V152L37 153V149H38V146H36L37 144H34V145L37 147V149L35 150V149H32V147L27 148V144H28ZM45 143H46V142H45ZM45 143H44V147H45ZM55 143H56V144H55ZM202 143H203V142H202ZM240 143H241V142H240ZM258 143H259V142H258ZM22 144H23V143H22ZM48 144L50 145V142H49V143H46V145H47V149H48ZM54 144H55V145H54ZM137 144H138V143H137ZM149 144H150V143H149ZM154 144H155V143H154ZM163 144H164V143H163ZM203 144H204V143H203ZM247 144H248V142H247ZM247 144H246V146H247ZM89 145L91 146L90 143H89ZM138 145H139V144H138ZM146 145H147V144H146ZM160 145H161V147H162V144H160ZM205 145H206V142H205ZM231 145H232V144H231ZM254 145H255V144H254ZM15 146H17V144H16ZM28 146H29V145H28ZM81 146H82V147H81ZM83 146H84V142L82 141V143L80 144L81 149L83 148ZM87 146H88V145H87ZM150 146H153V145H150ZM150 146H149V147H150ZM164 146H165V144H164ZM164 146L162 147V149L164 148ZM209 146H210V145H209ZM223 146H224V145H223ZM225 146H226V145H225ZM228 146H230V145H228ZM236 146H237V145H236ZM258 146H259V144L257 145V147H258ZM44 147H42V148H44ZM50 147H51V146H50ZM50 147H49V150H48L49 152L47 151L48 154H49L50 152L52 153V151H53V150H50ZM85 147H86V146H85ZM92 147H93V146H92ZM149 147H147V149H145V150L147 151ZM204 147H205V146H204ZM220 147L222 148V146H219L218 148L216 147V150L218 149L217 151H220ZM243 147H244V146H243ZM261 147H262V146H260V149H261ZM42 148H40L39 150H41ZM45 148H46V147H45ZM86 148L88 149V147H86ZM89 148H90V147H89ZM212 148H213V147H212ZM214 148H215V147H214ZM235 148H236V147H235ZM245 148H246V147H245ZM245 148H244V149H245ZM250 148H251V147H250ZM253 148L256 149L255 146H254ZM19 149H20V148H19ZM84 149H85V148H84ZM87 149H86V151H87ZM90 149H91V148H90ZM150 149H151V147H150ZM226 149H227V148H226ZM242 149H243V148H242ZM9 150H10V148H9L7 151H9ZM39 150H38V151H39ZM143 150H144V149H143ZM156 150H157V149H156ZM160 150H161V148H160ZM245 150H246V149H245ZM251 150H252V149H251ZM263 150H264V149H263ZM4 151H5V152H4ZM18 151H19V150H18ZM43 151H45V153H46V150H45V149H44ZM54 151H55V150H54ZM54 151H53V152H54ZM75 151H76V150L73 151V155L76 154ZM83 151H85V150H83ZM94 151H95V150H94ZM163 151H164V150H163ZM217 151H216V152H217ZM254 151H255V150H254ZM256 151L258 152L259 149H258V150L256 149ZM256 151H255L254 153H255V154L257 155V157H258V153H257ZM80 152H82V150L79 151V154H80ZM90 152H91V151H90ZM141 152H143V151H141ZM221 152H222V151H221ZM230 152H231V151H230ZM249 152H250V154H251V151H249ZM260 152H261V151H260ZM8 153L11 154V152H8ZM13 153L11 154V157H13V155H14ZM47 153H46V158H47V155H48ZM83 153H84V152H83ZM83 153H82V155H83ZM86 153H87V152H86ZM86 153H85V156H87V154H89V152H88L87 154H86ZM93 153H94V152H93ZM214 153H215V152H214ZM232 153H233V152H232ZM254 153H253V155H254ZM263 153H264V152H263ZM10 154H9L8 157H10ZM37 154H39V155H37ZM146 154H147V153H146ZM160 154H161V153H160ZM208 154H209V152H206L205 157H202L203 154L200 155L199 157H202V158L206 159V158H207L206 156H208ZM140 155H141V153H140ZM143 155H144V156H142V159L145 158V154H144V153H143ZM211 155H212V153H210V155H209L210 158H211ZM223 155H224V154H223ZM256 155H254V157H255ZM40 156H41V157H40ZM50 156H51V155H50ZM80 156H81V154H80L78 157H80ZM85 156H84V158H85ZM212 156H213V155H212ZM217 156H218V155H217ZM233 156H234V155H233ZM236 156H237V158L239 157L238 154H237ZM249 156H251V155H249ZM249 156L247 155V158H248ZM259 156H260V153H259ZM139 157H140V156H139ZM226 157H227V158H226ZM226 157L224 158V160L228 159L230 156H226ZM231 157H232V155H231ZM244 157H245V155H244ZM244 157H243V158H244ZM260 157H261V156H260ZM6 158H7V156H6ZM6 158H5V161L7 160ZM16 158H17V159H16ZM43 158H44V157H43ZM84 158H82V156H81V158H78V159H79V161H80V159H84ZM210 158H209V159H210ZM214 158H215V157H214ZM232 158L234 159V157H232ZM263 158H264V155H263V157H262L261 159H263ZM12 159H14V158H12ZM12 159H11V161H10V158H9V161H10L11 163H14V164H15V160H13V162H12ZM68 159H69V158H68ZM209 159H208V160H209ZM235 159H236V158H235ZM249 159H250V157H249ZM191 160H192V159H191ZM196 160H197V158H196ZM196 160H195V161H196ZM208 160H206V164H208V162H209ZM212 160H213V159H212ZM75 161H76V159H75ZM137 161H138V160H137ZM137 161H136V159H135V161H133V163H137ZM203 161H204V160H203ZM203 161H201V163H202ZM226 161H227V160H226ZM229 161H230V160L228 159L227 162H229ZM10 162H9V163H10ZM20 162H21V161H20ZM80 162L82 163V161H80ZM104 162H105V161H104ZM196 162H197V161H196ZM216 162H217V161H216ZM218 162H219V161H218ZM220 162L223 163V159H221ZM230 162H231V161H230ZM235 162H236V160L234 161V164H235ZM256 162H257V161H256ZM256 162H255V163L253 162V163L255 164V166H256ZM7 163H8V160H7ZM9 163H8V164H9ZM11 163H10V164H11ZM75 163H77V162H75ZM81 163H80L79 166H81ZM239 163H240V162H238V164H239ZM260 163H261V160H260ZM10 164H9L10 167H6V168L10 169V168H11V165H10ZM16 164H15V165H16ZM77 164H79V162H78ZM199 164H200V163H199ZM204 164H205V162H204ZM204 164H203V167H202V168H204ZM206 164H205V166H207ZM209 164H210V163H209ZM209 164H208V165H209ZM216 164H218V163H216ZM219 164H220V163H219ZM229 164H230V163H229ZM232 164H233V162H232ZM234 164H233V165H234ZM263 164H264V163H263ZM211 165H212V161H211ZM213 165H215L214 161H213ZM223 165H224V164H223ZM223 165H222V166H223ZM241 165H242V164H241ZM241 165H240V166H241ZM246 165H247V164H245V166H246ZM13 166H14V165H13ZM18 166L16 165L15 167H18ZM39 166H40V165H39ZM39 166H38V167H39ZM79 166L77 167L78 169L80 168ZM129 166H131V165H129ZM129 166H128V167H129ZM201 166H202V164H201ZM226 166H229V165L226 164ZM255 166H252V168H254ZM257 166H258V164H257ZM0 167H1V166H0ZM15 167H13V168H15ZM38 167H36V170H37ZM73 167H74V166H73ZM182 167H183V166H182ZM216 167H217V166H216ZM220 167H221V166H220ZM229 167H230V166H229ZM229 167H228V168H229ZM231 167H232V166H231ZM241 167H243V166H241ZM241 167H240V170H239V171H237L239 168H238V169L234 168V169H236V170H234V172L237 171V173L239 172V174L241 173L242 170L245 172V170H244L243 168H242V170H241ZM246 167H247V166H246ZM248 167L250 168L249 165H248ZM259 167H260V166H259ZM13 168H12V169H13ZM195 168L197 169V167H195ZM208 168H209V167H208ZM252 168H251V171H252ZM15 169H16V168H15ZM60 169H61L60 166H59V167H56V169H55V168H52L51 166H48L47 169L44 171V173L41 175L42 178H41V182H40V184H43V185H44V186H43V188H44L43 191L45 192V194L50 192L49 189H51V187H52V186H50V185H51V181H53L52 179H53V177H54V174L57 173ZM78 169H77V171H78ZM104 169H105V168H104ZM191 169H192V167H191ZM200 169H201V168H200ZM212 169H213V168H212ZM215 169H216V168H215ZM219 169H220V168H219ZM247 169H248V168H247ZM30 170H31V169H30ZM74 170H76L75 167H74ZM85 170H86V169H85ZM248 170H250V169H248ZM261 170H262V168H261ZM261 170H260V171H261ZM7 171H8V170H7ZM13 171H14V169H13ZM77 171H75V172H71V177H72L71 179H72V180H73L74 176H75V177H78V172H77ZM104 171H105V170H104ZM210 171H211V170H210ZM215 171H216V170H215ZM230 171L233 172L232 169H231ZM230 171H229V172H230ZM10 172H11V171H10ZM25 172H27L28 174H30V171H25ZM33 172H35V168L33 169L32 173H33ZM120 172H121V171H120ZM180 172H181V171H180ZM185 172H186V170H185ZM185 172H184V174H185ZM220 172H221V171H220ZM222 172H223V170H222ZM226 172H227V175H228V169H227V171L225 170V173H226ZM244 172H242V173H244ZM248 172H250V171H248ZM263 172H264V170H263ZM223 173H224V172H223ZM223 173H222V174L219 173L220 175L217 173V176H218V175H219V176H222ZM225 173H224L223 176H225ZM237 173H236V174L234 173V174H235V175H238ZM17 174H18L17 171H14V172H11V175L9 174V176L14 177V176H17ZM28 174H27V175H28ZM177 174H178V173H177ZM213 174H214V173H213ZM215 174H216V173H215ZM250 174H251V173H250ZM6 175H8V172H4V171H2V172L0 173V187H2L3 184L7 181V179H6V177H5ZM72 175H73V176H72ZM84 175H85V174H84ZM119 175H120V174H119ZM229 175H233V174H230V173H229ZM243 175H244V174H243ZM252 175H253V174H252ZM252 175H251V178H250L251 180L249 179V180H250V183H251V181L254 179V178L252 177ZM257 175H258V174L256 173V177H257V179H258L259 177H258ZM82 176H83V173L80 174V178H82ZM173 176H174V175H173ZM199 176H200V175H199ZM240 176H241V179H238V180H239V182H240V180H241V182H243L242 175H240ZM240 176H239V177H240ZM249 176H250V175H249ZM249 176H248V173H247V179H248ZM253 176H255V175H253ZM261 176L264 177L263 174H262ZM68 177H70V172H69ZM88 177H91V175L88 176ZM111 177H112V176H111ZM116 177H117V176H116ZM116 177H115V178H116ZM132 177H133V176H132ZM135 177H136V176H135ZM205 177H206V176H205ZM236 177H237V176H236ZM262 177H261V179H263ZM162 178H163V176H162ZM167 178H168V177H167ZM186 178H187V177H186ZM188 178H189V177H188ZM202 178H203V180H204V177H202ZM206 178H207V177H206ZM226 178H227V177H226ZM228 178H229V179H227L226 181L229 180V182H230V180L232 179V176H231V179H230V177H228ZM245 178H246V177H245ZM245 178H244V181L247 180V179H245ZM252 178H253V179H252ZM16 179H17V177H16ZM91 179L93 180V178H91ZM91 179H90V180H91ZM110 179H111V178H110ZM113 179H114V178H113ZM133 179H134V178H133ZM168 179H169V178H168ZM190 179L192 180V178H190ZM236 179H237V178H236ZM90 180H89V184L91 185V183H90L91 181H90ZM95 180H96V178H95ZM191 180H190V181H191ZM208 180H209V178H208ZM208 180H207V181H208ZM234 180H235V176H234ZM254 180H255V179H254ZM259 180H260V179H259ZM15 181H16V180H15ZM59 181H60V180H59ZM68 181H70V180H68ZM128 181H129V183L131 182V176H130V180H129V178H128ZM236 181H237V180H236ZM236 181H234V183H235ZM80 182H81V181H80ZM80 182H79V183H80ZM105 182H106V181H105ZM158 182H159V181H158ZM164 182H165V181H163V183H164ZM166 182H167V181H166ZM209 182H210V181H209ZM241 182H240V185H238V186H239V189H237V191H238V190L240 191V188H242V187L244 186V185L242 184V187H240V186H241ZM259 182H262V181L260 180ZM79 183L74 184V182H72V184L69 185V188L67 187V185H65L66 188H68V189H63V188H61L62 190L59 189V190H60V195H61V196L63 195V196H66V197H67V196H69V195H73V194L76 195V194L79 192V190H81V191L83 192L82 188H83L84 185H82V188H81V185H80ZM87 183H88V182H87ZM178 183H179V182L177 181V183L175 182L174 185L177 186ZM188 183H189V182H188ZM206 183H207V182H206ZM232 183H233V180H232ZM245 183H246V182H245ZM250 183L248 182V184H250ZM67 184H68V182H67ZM89 184H88V185H89ZM184 184H185V183H184ZM193 184H194V182L192 183V186H193ZM202 184H203V182H202L200 185H202ZM209 184H210V183H209ZM220 184H221V183H220ZM220 184H218V185L220 186ZM248 184H246V185H248ZM251 184H252V183H251ZM47 185H48V186H47ZM57 185H58V182H57L56 186H57ZM92 185H93V183H92ZM130 185H131V184H130ZM179 185H180V183L178 184V186H179ZM195 185H196V184H195ZM212 185H214V183L211 184V186H212ZM218 185H217V186H218ZM228 185H229V184H228ZM230 185H232V184H230ZM246 185H245V186H246ZM252 185H254V183H253ZM252 185H250V186L252 187ZM65 186H64V187H65ZM77 186H78V190H77ZM79 186H80V187H79ZM118 186L120 187V185H118ZM127 186H129V185L127 184ZM162 186H164V184H162ZM182 186H183V184H182ZM182 186H180V189L178 190V191L181 190V191H180V195H181V192H182V188H181ZM197 186H198V185H196V187H197ZM205 186H206V184H205ZM205 186H204V188H205ZM214 186H215V185H214ZM223 186H224V185H223ZM255 186H256V184H255ZM258 186H259V184H257V187H258ZM57 187H58V186H57ZM85 187H86V186H85ZM87 187H88V189H89V186H87ZM92 187H93V186H92ZM98 187H99V190H100V193H101V191H102V190H101V187H100V186H98ZM169 187H170V184H169ZM172 187H173V186H172ZM186 187H187V186H186ZM199 187H200V186H199ZM208 187H209V185H208ZM230 187H231V186H230ZM234 187H235V186H234ZM236 187H237V185H236ZM79 188H80V189H79ZM111 188H112V185H111ZM130 188H131V186H129V190H128V191H130ZM167 188H168V186H167ZM167 188L165 189L166 191H167ZM214 188H215V187H214ZM214 188L212 187V190H213V191L210 193L211 195H212L213 192H214ZM253 188H254V186H253ZM263 188H264V186H263ZM54 189H56V187H55ZM85 189H86V188H85ZM88 189H86V190H88ZM185 189H186V188H185ZM208 189H209V188H208ZM219 189H220V192H218L219 194L216 192V191H218V190H216V188H215V192H216V193L219 195V197L221 198V194L223 195L224 192L227 191V189H225V191H224V189H223V193L221 192V191H222V190H221V187H220ZM246 189L248 190V188H246ZM246 189H245V190H246ZM59 190H58V191H59ZM107 190H108V188L105 189L106 192L109 191V190H108V191H107ZM133 190H134V189H133ZM170 190L172 191V188H170ZM173 190H174V189H173ZM183 190H184V188H183ZM186 190H187V189H186ZM192 190H193V191H192ZM199 190H201V189H199ZM245 190H244V191H245ZM134 191H135V190H134ZM134 191H133V192H134ZM195 191H196V189H195ZM203 191H204V190H203ZM209 191H210V190H209ZM239 191H238V192H239ZM254 191H255V190H254ZM254 191H253V192H254ZM260 191H261V190H260ZM87 192H88V191H87ZM97 192H98V191H97ZM113 192H115V190H114ZM133 192H132V197L134 198V196H133ZM146 192H147V191H146ZM191 192H192V194L190 193V196L193 195V193H194V189H191ZM197 192H198V194H200V192H199L198 190H197ZM207 192H208V191H207ZM215 192H214V193H215ZM230 192H232V189H231L229 192H225V193L228 195V193H230ZM246 192H247V191H246ZM257 192H259V191H257ZM83 193H84V192H83ZM147 193H148V192H147ZM154 193H155V191H154ZM169 193H170V192H169ZM177 193H178V195H179V192H177ZM201 193H202V191H201ZM216 193H215V194H216ZM0 194H1V193H0ZM81 194H82V193H81ZM81 194H80V192H79V195H80V196H82ZM93 194H94V193H93ZM108 194H109V192H108ZM110 194H111V189H110ZM112 194H113V193H112ZM114 194H115V195H114ZM114 194H113V195H114L113 197H115V196L117 197V192H115ZM207 194H208V196H210L209 193H207ZM215 194H214V197L217 196V195H215ZM232 194L234 195V193H232ZM239 194H240V192H239ZM245 194H246V193H245ZM10 195H11V194H10ZM10 195H8V196L11 197ZM94 195H95V194H94ZM94 195H92V198H93ZM100 195H102V193H101ZM100 195H99V196H100ZM139 195H140V193H139ZM166 195H167V194H166ZM169 195H170V194H169ZM169 195H168V196H169ZM180 195H179V197H180ZM188 195H189V194H188ZM194 195H196V194H194ZM241 195H242V193H241ZM1 196H2V194H1ZM1 196H0V198H1ZM111 196H112V195H111ZM118 196H119V195H118ZM143 196H144V195H143ZM155 196H156L155 194H154L153 196H151V198H153V197L155 198L153 204H151L150 202L148 203V201H149V198H148V197H149V196H147V200H146V198H144L145 196L142 197V198H144V199L147 201V204H149V206H146V205H145V206H146L145 208H147V207H150V208H151L150 204H151V205L153 206V208H154V205H156V203H155V201L157 200L156 198H159L158 196H156V197H155ZM197 196H198V195H196V197H197ZM208 196H206V199L204 198L203 200L208 201V199H207ZM223 196H224V195H223ZM230 196L232 197V195L229 194V199H230ZM234 196H235V195H234ZM234 196H233L232 199H234ZM244 196H245V195H244ZM248 196H249V195L247 194V197H248ZM260 196H261V195H260ZM4 197H5V196H3V199H4ZM6 197H7V196H6ZM53 197H54V196H53ZM95 197H98V196L95 195ZM101 197H102V196H101ZM119 197H120V200H121L122 196L120 195ZM139 197H140V196H137V199H138ZM182 197H183V199H182ZM219 197H218V198L216 197V198L212 199L213 196H212V197L210 196V199H211V201L213 200L212 202H214V200H215V201H216V200H217V201L219 200V202H221V200H223V199H220ZM235 197H236V196H235ZM54 198H55V197H54ZM79 198H80V197H79ZM92 198H91V200H92ZM102 198H103V200H104V196H103ZM105 198H106V196H105ZM128 198H130V196H129ZM135 198H136V196H135ZM135 198H134V200H133V202L135 201V203H134L135 205L138 204V202H142V203H143V201H140L141 198H139V201H137V203H136V199H135ZM175 198H176V196H175ZM185 198L188 199V197H185ZM189 198H190V197H189ZM191 198H192V197H191ZM191 198H190V199H191ZM239 198H240V196H238V199H239ZM256 198H257V197H256ZM5 199H6V201L8 200L7 198H5ZM5 199H4V200H5ZM57 199L60 200L59 197H56L55 200H56L57 202H58ZM81 199L83 200V197H81L80 200H81ZM93 199H95V198H93ZM98 199H99V197H98ZM116 199H117V198H116ZM116 199H115V200H116ZM225 199H226V198H225ZM229 199H228V196H227V199H226V200H223V201H224V202L227 201V200L229 201ZM254 199H255V197H254ZM262 199H264V198H262ZM55 200H54V201H55ZM66 200H67V199H66ZM84 200H85V199H84ZM84 200H83V201H84ZM122 200H125V199L122 198ZM141 200H142V199H141ZM159 200H160V198H159ZM178 200H179V198L177 199V201H178ZM180 200H183V201H184V202L181 201V202L183 203V205H182V203L180 202ZM180 200H179V202L181 203L182 207H183V206L186 207V205H185V204H186V203H185L186 200H184V196H181ZM192 200H193V202H194L195 198L192 199ZM201 200H202V199H201ZM203 200H202V202H200V204L203 203ZM249 200H250V199H249ZM0 201H1V200H0ZM38 201H40V200H38ZM49 201H50V199H49ZM56 201H55V202H56ZM105 201H106V200H105ZM108 201H109V200H108ZM126 201H127V200H126ZM130 201H132L131 198H130ZM130 201H128V202H130ZM163 201H164V200H163V198H162V202H163ZM172 201H173V199L170 201L171 203L169 202V203L171 204V206H172ZM187 201H188V204H190V200L188 199ZM223 201H222V202H223ZM228 201H227V203H228ZM231 201H232V200H231ZM231 201H230V202H231ZM235 201H236V200H235ZM235 201L233 202V204L235 203ZM243 201H244V200H243ZM2 202H3V201H2ZM2 202H0V203H2ZM57 202H56V203H57ZM92 202H94V200H93ZM144 202H145V201H144ZM157 202H158V201H157ZM175 202H176V200H175ZM191 202H192V201H191ZM230 202H229V205L227 206L228 208H229V206H230V207H233L232 205H230ZM3 203L5 204L6 202L4 201ZM90 203H91V201H90ZM95 203H98V202H95ZM104 203H105V202H104ZM104 203H103V204H104ZM111 203H112V202H110V204H111ZM164 203H165V202H163L162 204H163V206L166 208L168 204L164 205ZM184 203H185V204H184ZM195 203H196V201H195ZM206 203H207V204H206ZM217 203H218V202H215V206H217V205H216ZM238 203H239V202H238ZM244 203H245V204H246V203L249 204V201H247V202L245 201ZM67 204H68V202H67ZM98 204H99V203H98ZM105 204H107V203H105ZM110 204H109V205H110ZM145 204H146V203H145ZM159 204H160V201H159ZM173 204H174V203H173ZM178 204H179V203H178ZM178 204H177V205H178ZM192 204H194V203H192ZM204 204H205V206H204ZM209 204H210V206H208V202H204V203H203V206H204V207L207 206V207L209 208V210H210V207H211V203H210V201H209ZM242 204H243V203H242ZM247 204H246V205H247ZM253 204H254V203H253ZM261 204H262V202H261ZM38 205H39V204H38ZM91 205H92V204H91ZM113 205H114V204H113ZM113 205H112V208H113ZM213 205H214V204H213ZM213 205H212V206H213ZM225 205H226V204H225ZM246 205H245V207H246ZM45 206H46V204H45ZM63 206H64V205L62 204V201L60 200V203L55 204V205H52V206L50 205L49 210H48V207L46 206L47 209H45L44 212H42V215H43V213H44V216H45V213H46L47 210H48L47 212H57V211L59 212V211L63 210V208H62ZM97 206H98V205H97ZM99 206H100V204H99ZM102 206H103V205H102ZM102 206H101V207H102ZM157 206H158V205H157ZM198 206H199V203H198ZM198 206H197V207H198ZM250 206L252 207V205H250ZM37 207H38V206H37ZM46 207H44V208H46ZM70 207H71V206H70ZM103 207H105V206H103ZM103 207H102V210H103ZM106 207H108V205H107ZM131 207H133V206H131ZM159 207L162 208L161 205H159ZM176 207H177V206H176ZM179 207H180V209H181V206H180V205H179ZM200 207H202V204H201ZM200 207H198V208H200ZM218 207H220V206H217V209H218ZM0 208H1V207H0ZM24 208H25V207H24ZM24 208H23V209H24ZM26 208H27V207H26ZM42 208H43V207H42ZM71 208H72V207H71ZM83 208H84V207H83ZM93 208L95 209L94 206H93ZM117 208H118V206H117L116 208H114V210L117 209ZM138 208L141 209V207H139V205H138ZM142 208H143V204H142ZM150 208H149V209H150ZM155 208H156V207H155ZM169 208H170V207H169ZM171 208L173 209L174 207L172 206ZM171 208H170V209H171ZM220 208H221V207H220ZM220 208H219V209H220ZM228 208H227V209H228ZM243 208H244V207H243ZM23 209H22V210H23ZM28 209H29V207H28ZM118 209H119V208H118ZM123 209H124V208H123ZM182 209H183V208H182ZM182 209H181V210H182ZM215 209H216V207H214L213 209L211 208L212 211L215 210ZM217 209H216V210H217ZM237 209H239V208H237ZM237 209H236V210H237ZM241 209H242V208H241ZM241 209H239V212H240ZM245 209H246V208H245ZM248 209H249V208H248ZM42 210H43V209H42ZM89 210L91 211V209H89ZM102 210H100V212H101ZM120 210H121V209H120ZM125 210H127V208H126ZM143 210H144V208H143ZM145 210H146V209H145ZM151 210H152V208H151ZM155 210H156V209H155ZM158 210H159V209H157V211H155V214H154V209H153V212H152V214H151V215H152V216H151V217H152V220H153V217H154V218H157V217H156V213H157L159 216H160V214L163 215V212H162V213H161V212L159 213ZM160 210H161V209H160ZM160 210H159V211H160ZM188 210H189V209H188ZM190 210H191V208H190ZM209 210H208V211H209ZM211 210H210V211H211ZM225 210H226V209H225ZM236 210H235V212H234V213H235L234 215H236ZM259 210H260V209H259ZM261 210H263V208H262ZM261 210H260V211H261ZM66 211H67V210H66ZM92 211H93V209H92ZM97 211H98V210L96 209V210H95L96 215H97V213H98ZM161 211H162V210H161ZM196 211H197V210H196ZM208 211H205V212H204L205 214H204V213H202V214L206 216L207 213H208ZM242 211H243V209L241 210V212H242ZM246 211H247V209L245 210V212H246ZM22 212H23V211H22ZM40 212H41V211H40ZM68 212L70 213V211H68ZM109 212H111V210H110ZM117 212H118V211H117ZM137 212H139V210H138ZM148 212H149V211H148ZM216 212H217V211H216ZM216 212H215V213H216ZM223 212H224V210H223ZM223 212H222V213H223ZM237 212H238V210H237ZM239 212H238V213H239ZM241 212H240V213H241ZM102 213H104V212L102 211ZM128 213H129V212H128ZM140 213H141V211H140ZM143 213H144V212H143ZM215 213H214V211H213V213H210V214H211L210 216L213 218V216L215 215ZM224 213H225V212H224ZM224 213H223V215H224ZM21 214H22V213H21ZM24 214H25V213H24ZM62 214H63V212H62ZM62 214H61V215H62ZM88 214H89V213H88ZM93 214H95V213H93ZM116 214H117V213H115L114 215H116ZM130 214H131V213H130ZM134 214H135V213H134ZM134 214H133V215H134ZM174 214H176V213L174 212ZM262 214H263V213H261V215H262ZM47 215H48V214H47ZM61 215H60V216H61ZM83 215H84V214H83ZM96 215H94V216H96ZM98 215H99V214H98ZM117 215H119V213H118ZM117 215H116V217H117ZM126 215H127V214H126ZM128 215H129V214H128ZM128 215H127V216H128ZM136 215L139 216L137 213H136ZM145 215H146V216H145ZM145 215H144V217H146V218H148V219H151V217H150V212L148 213V215H147L146 212H145ZM154 215H155V216H154ZM162 215H161V216H162ZM194 215H196V214L194 213ZM197 215H198V214H197ZM221 215H222V214H220V215L218 214V215H217V218H219V216H221ZM255 215L257 216L256 213H255ZM255 215H254V216H255ZM261 215H259V217H261ZM63 216H65V215L63 214ZM63 216H62V218L64 219ZM68 216H69V215H68ZM94 216H93V217H94ZM103 216H104V215H103ZM137 216H136V217H137ZM141 216H142V215L139 216L138 221H141V220H142V218L140 219ZM147 216H148V217H147ZM172 216H173V213H172ZM191 216H192V215H191ZM205 216H204V217L202 216V219L204 218L203 220H206V219H207V218L205 219ZM248 216H249V215H247V217H248ZM250 216H252V215H250ZM70 217H71V216H70ZM70 217H69V218H70ZM97 217H98V216H96V218H97ZM101 217H102V216H101ZM101 217H100V218H101ZM142 217H143V216H142ZM144 217H143V219H144ZM168 217H170V219H171V216H170V215H169ZM173 217H176V216H173ZM195 217H196V216H194V218H195ZM199 217H200V216H199ZM206 217H208V216H206ZM215 217H216V216H215ZM242 217H243V216H242ZM17 218H18V217H17ZM37 218H39V217L36 216L35 220H36ZM69 218H68V219H69ZM71 218H72V217H71ZM131 218H132V217H131ZM176 218H177V217H176ZM187 218L189 219L190 217H187ZM187 218H186V219H187ZM196 218H197V217H196ZM217 218H216V219H217ZM243 218H245V216H244ZM251 218H252V217H251ZM253 218H254V217H253ZM47 219H49V218L47 217ZM65 219H67V218H65ZM81 219H84V218H81ZM85 219H86V218H85ZM93 219H95V217H94ZM98 219H99V218H98ZM101 219H102V218H101ZM104 219H105V217H104ZM117 219H118V218H117ZM127 219H128V217H127ZM167 219H168V218H167ZM170 219H168V220H169V224H170V222H173V221H171ZM172 219H173V218H172ZM174 219H175V218H174ZM182 219H183V218H182ZM188 219H187V221H185L186 223H188V224H187L188 227H186L187 225H184V226L181 225V223H180V225L183 226L184 228L186 227V229H187V228L190 229L191 226L195 227V226H194V225H195V221H194V225H191L192 222H190V223H191V224H190L189 221H188ZM198 219H199V218H198ZM200 219H201V218H200ZM249 219H250V218H249ZM255 219H256V218H255ZM255 219H254V220H255ZM39 220H40V219H39ZM42 220H44V222H45V219L42 218L41 221H42ZM56 220H57V219H56ZM59 220H61V217H58V221H59ZM86 220H87V219H86ZM86 220H85V221H86ZM122 220H123V219H122ZM124 220H125V219H124ZM154 220H155V219H154ZM159 220H160V219H159ZM164 220H166V218H165ZM184 220H185V219H184ZM189 220H190V219H189ZM209 220H211V218H209ZM247 220H248V219H247ZM247 220H246V221L244 220V221H245V224H246ZM251 220L253 221V219H250L249 221H251ZM259 220L261 221V219H259ZM262 220H263V219H262ZM41 221H40V222H41ZM62 221H63V220H62ZM110 221H111V220H110ZM112 221H113V224H114L115 220L113 219ZM138 221H136V222H138ZM142 221L144 222V220H142ZM142 221H141V222H142ZM149 221H150V220H149ZM175 221L178 222L177 219H175ZM179 221H180V220H179ZM182 221H183V220H182ZM190 221H191V220H190ZM197 221H198V220H197ZM207 221H208V219H207ZM214 221H216V220H213V222H214ZM33 222H34V221H33ZM38 222H39V221H38ZM59 222H60V221H59ZM63 222H65V221H63ZM69 222H71V221L69 220ZM69 222L67 223V225L69 224ZM72 222H73V221H72ZM131 222H132V221H131ZM145 222H147V221H145ZM145 222H144V223H145ZM166 222H167V220H166ZM185 222L183 221L182 223L184 224ZM239 222H240V221H239ZM263 222H264V221H263ZM19 223H20V222H19ZM19 223H18V224H19ZM115 223H116V222H115ZM128 223L130 224V222H126V224H125V222H124V225H126L125 227L128 226ZM132 223H133V222H132ZM132 223H131V224H132ZM148 223L151 225L150 222H147V224H148ZM156 223H157V222H156ZM156 223H155V224H156ZM200 223H201V225L203 226L204 221L201 220ZM206 223H207V222H205V224H206ZM247 223H248V222H247ZM35 224H36V223H35ZM35 224H34V226L36 227ZM43 224H44V223H41L42 227H44ZM61 224H62V222H61ZM84 224H85V223H84ZM134 224H137V223H134ZM164 224H165V223H164ZM169 224H167V225L169 226V228H168L167 231L170 230V226L172 225V224H171V225H169ZM178 224H179V223H178ZM189 224H190V227H189ZM243 224H244V223H243ZM16 225H17V224H16ZM16 225H15V227H16ZM39 225H40V223H39ZM41 225H40V226H41ZM45 225H46V223H45ZM65 225H66V224H65ZM111 225H112V224H111ZM138 225H139V224H138ZM142 225H143V223H142ZM144 225H145V224H144ZM201 225H200V226H197V228L201 227ZM34 226H33V227H34ZM37 226H38V224H37ZM40 226H38V227H40ZM51 226L54 227L55 225L52 224ZM63 226H64V225H63ZM79 226H80V225H79ZM79 226H78V227H79ZM82 226H83V225H82ZM85 226H86V224H85ZM87 226H88V225H87ZM93 226H94V225H93ZM106 226H107V225H106ZM161 226H162V228H163V224H161ZM161 226H160V228H161ZM12 227H13V226H12ZM12 227H11V228H12ZM17 227H18V226H17ZM46 227H47V225H46ZM95 227H96V226H95ZM113 227H114V226H113ZM113 227H112V228H113ZM149 227H150V226H149ZM183 227H182V228H183ZM193 227H192V228H193ZM224 227H225V226H224ZM31 228H32V225H31ZM51 228H52V227H51ZM83 228H84V227H83ZM107 228H108V226H107ZM112 228H111V230H112ZM119 228H121L122 231H123V224H122V226L119 227ZM127 228H128V227H127ZM152 228H153V229H156V228H154V227H152ZM160 228H158V229H160ZM162 228H161V231H163ZM166 228H167V227H166ZM166 228H165V229H166ZM172 228H175V226H173ZM180 228H181V227H180ZM192 228H191V229H192ZM263 228H264V227H263ZM14 229H15V228H14ZM37 229H38V228H37ZM41 229H42V228H41ZM52 229H53V228H52ZM52 229H51V230H52ZM54 229H55V230H54V234H55L56 228H54ZM57 229H58V228H57ZM65 229H66V227H65ZM71 229H72V227H71ZM81 229H82V228H81ZM96 229H97V230H96V234H97L99 228H96ZM145 229H146V228H145ZM149 229H150V228H149ZM153 229H152V230H149V231H151L152 233H154L155 231H154ZM158 229H156V232L159 233L160 230H158ZM163 229H164V228H163ZM193 229H194V228H193ZM193 229H192V230H193ZM32 230L34 231V230H36V228L31 229V231H30V233H29V234H31V235H32V233H34V232H32ZM92 230H93V229H92ZM92 230L90 229V232H91ZM114 230H115V229L113 228V232H114ZM117 230H118V228L116 229V232H117ZM143 230H144V229H143ZM143 230H142V231H143ZM146 230H147V229H146ZM38 231H39V230H38ZM38 231H37V232H38ZM49 231H50V230H49ZM49 231H48V232H49ZM70 231H71V230H70ZM93 231H94V230H93ZM93 231H92V232H93ZM108 231H110V230H108ZM139 231H140V229L138 230V232H139ZM149 231H148V233H149ZM165 231H166V230H165ZM167 231H166V232H167ZM183 231H184V230H182V232H183ZM187 231H188V229H187L185 232H183V233H186ZM261 231H263V229H262ZM261 231H260V234H261ZM28 232H29V231H28ZM28 232H27V235H28ZM40 232H41V231H40ZM63 232H64V230H63ZM63 232H62V233H63ZM151 232H150L149 234H151ZM156 232H155V233H156ZM166 232H165V233H166ZM172 232H173V234H174V229H173V231H170V233H172ZM178 232H179V230H178ZM182 232L180 231L179 233H181V234L178 233L179 235H177V233L174 234V240H175V235H177L178 237H179L180 235L182 236ZM35 233H36V231H35ZM50 233H52V231H51ZM56 233H57V232H56ZM66 233H67V232H66ZM70 233L72 234V232H70ZM144 233H145V232H144ZM144 233H143V236H144V235L146 236L147 232H146L145 234H144ZM161 233H162V232H160V234H161ZM263 233H264V232H262V234H263ZM18 234H19V233H18ZM18 234H17V236H18ZM71 234H70V235H71ZM94 234H95V233H94ZM96 234H95V235H96ZM101 234H102V233H101ZM101 234H100V232H99L98 235H101ZM108 234L110 235V232H109ZM108 234H107V235H108ZM149 234H148V235H149ZM160 234H159V236H163V233H162L161 235H160ZM187 234H188V232H187ZM231 234H232V233H231ZM25 235H26V233H25ZM35 235H36V234H35ZM47 235H48V233H47ZM113 235H114V234L112 233V236H113ZM151 235H154V234H151ZM164 235H165V234H164ZM169 235H170V234H169ZM184 235H185V234H184ZM197 235H198V234H197ZM56 236H58V235H56ZM114 236H115V235H114ZM127 236H128V235H127ZM143 236H142V237H143ZM145 236H144V237H145ZM159 236H157V234H156V237L158 238V240H160V239H159V238H160ZM166 236H167V234H166ZM195 236H196V234H195ZM261 236H262V235H261ZM28 237H29V238H28ZM49 237H50V234H49L47 237L43 238V240H44V239H47V238H49ZM52 237H53V236H51V238H52ZM67 237H68V235H67ZM94 237H95V236H94ZM146 237H147V236H146ZM148 237H149V236H148ZM178 237H177V239H178ZM9 238H11V237H9ZM15 238H16V237H15ZM30 238H31V236L28 235V236H27V240H28L27 242H29V239H30ZM33 238H34V235H33ZM54 238H56V237H54ZM111 238H112V237H111ZM111 238H110V240H114V239H115V238H114V239H113V238L111 239ZM150 238H151V237H150ZM154 238H155V236H154ZM161 238H162L161 241H164V240H163V237H161ZM263 238H264V236H263ZM62 239H63V237H62ZM65 239H66V238H65ZM65 239H64V240H65ZM70 239H71V237H70ZM96 239L98 240L99 237H98V238L96 237L94 240H96ZM141 239H142V238H141ZM164 239L166 240L167 238L164 237ZM170 239H171V242H172V239H173V238L170 237ZM170 239H167V241H168V240L170 241ZM177 239H176V240H177ZM179 239H180V238H179ZM212 239H213V238H212ZM261 239H262V238L259 237V240H260V246L262 245V243H261ZM23 240H24V238H23ZM23 240H22V243L20 242L22 245H23ZM31 240H32V238H31ZM31 240H30V241H31ZM97 240H96V241H97ZM145 240H146V245H147V243L149 244L150 247H149L148 249H150V251L152 252V255H153V251H152L153 249H151V245H150V243H149L150 241L148 242V241H147L148 239H144V243H145ZM149 240H150V239H149ZM155 240H156V238H155ZM200 240H201V239H200ZM262 240H263V239H262ZM46 241H47V240H46ZM66 241H67V240H66ZM73 241H74V240H73ZM107 241H108V240H107ZM138 241H140V240H138ZM152 241H153V238H152L151 242H152ZM169 241H168V242H169ZM190 241H191V239H190ZM210 241H211V239H210ZM31 242H32V241H31ZM76 242H79V241H76ZM82 242H84V241L82 240ZM108 242H109V241H108ZM123 242H125V241L123 240ZM159 242H160V241H159ZM168 242H166L167 247H168V245H169ZM184 242H185V241H183V243H184ZM25 243H26V241H25ZM85 243H86V244H85L86 247H84L83 250L85 249V251H87V250H86V249H87V243H89V242L86 241ZM133 243L136 244V242H134V241H133ZM137 243H139V242H137ZM140 243H141V241H140ZM142 243H143V242H142ZM156 243L159 244L157 240H156ZM189 243H190V242H189ZM29 244H30V243H28V245H29ZM41 244H42V242H41ZM59 244H60V245H63V242L61 243V242L59 241ZM73 244H75V243H73ZM73 244H72L71 246H73ZM82 244H84V243H82ZM109 244H110V243H108V245H109ZM163 244L165 245V243H163ZM170 244H171L170 246L172 247V244H174V243H170ZM181 244H182V242H181ZM28 245L26 246V248L28 247ZM76 245H77V244H76ZM80 245H81V242H80ZM114 245H115V244H114ZM146 245H145V247H146ZM164 245H163V246H164ZM23 246L25 247V244H24ZM39 246H40V245H39ZM88 246H89V245H88ZM91 246H93V244H91ZM106 246H107V245H105V246L103 245L102 247L105 248ZM136 246H137V244H136ZM141 246L143 247L144 250L142 249V247H140L141 250L137 248L138 251H139V252H140V251L142 252V250H143V252H145V251H146V248H144L143 245H141ZM182 246H183V245H182ZM218 246H219V245H218ZM258 246H259V245H258ZM18 247H21V246H18ZM35 247H36V246H35ZM37 247H38V246H37ZM37 247H36V249L39 248V247H38V248H37ZM40 247H41V246H40ZM58 247H59V246H58ZM77 247H78V246H76V249H77ZM112 247H113V246H112ZM133 247H134V245H133ZM137 247H139V245H138ZM159 247L161 248V243H160V245H157L156 248L159 249ZM165 247H166V245L164 246V248H165ZM167 247H166V248H167ZM171 247H168V248H171ZM262 247L264 248V246H262ZM64 248H65V247H64ZM74 248H75V247H74ZM90 248H91V247H90ZM90 248H89V249H90ZM106 248H107V247H106ZM166 248H165V249H166ZM168 248H167V249H168ZM176 248H177V247H176ZM178 248H179V247H178ZM22 249H23V248H22ZM76 249H74V250H75V253H76ZM108 249L110 250L111 247L108 248ZM108 249H106L105 251L107 252ZM130 249H131V248H130ZM137 249L135 248V251H136V252H135L134 250L131 251L132 249L130 250V252H134V253H136V255H137V253H138V252H137ZM161 249L164 250L163 248H161ZM167 249H166L165 251L168 253ZM182 249H183V248H182ZM24 250H25V248H24ZM57 250H58V249H57ZM61 250H64V252L66 251V250L63 249V248H62ZM109 250H108V251H109ZM169 250H170V249H169ZM180 250H181V248H180ZM213 250H214V249H213ZM18 251H19V249H18ZM90 251H91V250H90ZM147 251H148V250H147ZM154 251L157 252V249H154ZM160 251H161V250H160ZM178 251H179V250H178ZM214 251H215V250H214ZM256 251H258V250H256ZM32 252H34V251H32ZM32 252H31V253H32ZM56 252H57V251H56ZM103 252H104V250H103ZM103 252H102V254L106 253V252H104V253H103ZM130 252H129V253H130ZM148 252H149V251H148ZM151 252H150V254H151ZM156 252L154 253V255L156 254ZM163 252H164V251H163ZM253 252H254V251H253ZM14 253H15V252H14ZM14 253H12V255H13ZM16 253H17V252H16ZM44 253H45V252H44ZM44 253H43V254H44ZM61 253H63V251L60 252V255H61ZM75 253L73 252V254H75ZM82 253H83V251H82ZM82 253L80 252L81 256H82ZM84 253H85V252H84ZM86 253H87V252H86ZM89 253H92V252H89V251H88V256L90 255ZM160 253H161V252H160ZM167 253H165V252L162 253V255H163L162 258H164V254H167ZM187 253H188V252H187ZM18 254H19V253H18ZM18 254H17V255H18ZM63 254H64V253H63ZM100 254H101V253H100ZM255 254H256V253H255ZM255 254H254V255H255ZM19 255H20V254H19ZM33 255H34V254H33ZM50 255H51V253H50ZM50 255L48 254V257H49ZM66 255H67V253H66ZM66 255H65V256L63 255V256L66 257ZM70 255H71V254H70ZM116 255H117V253H116ZM152 255H151V257H152ZM158 255H159V254H158ZM160 255H161V254H160ZM177 255H178V253H177ZM256 255H257V254H256ZM45 256H46V255H45ZM61 256H62V255H61ZM63 256H62V257H63ZM72 256H73V255H72ZM78 256H79V255H78ZM78 256L75 255L74 259L72 258V260H76L75 258H77ZM103 256L106 257L105 254H104ZM191 256H192V255H191ZM257 256H258V255H257ZM261 256H264V253H263ZM41 257H42V256H41ZM64 257H63V258H64ZM101 257H102V255H101ZM127 257H128V256H127ZM133 257H134V256H132L131 261L133 260ZM137 257H138V255H137ZM169 257H170V256H169ZM253 257H254V259H253ZM15 258H16V256H15ZM18 258H19V257H18ZM59 258H60V256H59ZM67 258H69V256H68ZM90 258H91V256H90ZM99 258H100V257H99ZM129 258H130V256H129ZM156 258L159 259L160 256L155 257V260H156ZM256 258H258V257H256ZM61 259H62V258H61ZM64 259H65V258H64ZM107 259H109V256H108ZM118 259H119V262H120L121 257L118 258ZM118 259H117V261H118ZM123 259H124V258H123ZM143 259H144V258H143ZM149 259H150V257H149ZM214 259H215V257H214ZM214 259H213V260H214ZM251 259H252V260H256V259H255V256H252V257L249 259V263H250V260H251ZM65 260H66V259H65ZM70 260H71V259L69 258V262H67V263H69V264L73 263V261L71 262ZM87 260H88V259H87ZM89 260H90V259H89ZM101 260H102V259H100V261H101ZM103 260H104V258H103ZM103 260H102V262H103ZM115 260H116V259H115ZM211 260H212V259H211ZM257 260H258V259H257ZM66 261H68V260H66ZM76 261H77V260H76ZM76 261H75V262H76ZM100 261H99V262H100ZM107 261H108V260H107ZM117 261H116V264H117ZM135 261H136V260H135ZM137 261H138V260H137ZM145 261H146V260H145ZM151 261H152V260H151ZM153 261H154V259H153ZM205 261H206V260H205ZM259 261H261V258H260ZM10 262H11V261H10ZM16 262H17V261H16ZM26 262H27V261H26ZM26 262H25V263H26ZM113 262H114V261H113ZM122 262H123V261H122ZM155 262H156V261H155ZM200 262H201V260H200ZM261 262L263 263V260H262ZM14 263H15V262H14ZM42 263H43V262H42ZM58 263L60 264V261H59ZM61 263H62V262H61ZM63 263H66V262L63 261ZM67 263H66V264H67ZM76 263H77V262H76ZM127 263L130 264V261L127 262ZM145 263H146V262H144V264H145ZM151 263H152V262H151ZM151 263H149V264H151ZM153 263H154V262H153ZM234 263H235V262H234ZM11 264H12V263H11ZM35 264H36V262H35ZM55 264H56V263H55ZM73 264H75V263H73ZM99 264H100V263H99ZM118 264H120V263H118ZM124 264H126V262H124ZM157 264H158V263H157ZM197 264H198V262H197ZM244 264H245V263H244ZM253 264H254V261H253ZM255 264H256V263H255ZM257 264H258V263H257Z\"/></svg>", "mask_w": 264, "mask_h": 264}, {"label": "crops", "instance_id": "crops-1", "mask_svg": "<svg viewBox=\"0 0 264 264\" xmlns=\"http://www.w3.org/2000/svg\"><path fill=\"white\" fill-rule=\"evenodd\" d=\"M147 18L142 14H139L137 19L135 20L133 27L131 29V33H136V35H139L140 38L145 36L144 32L142 33V30H144L145 26L148 24Z\"/></svg>", "mask_w": 264, "mask_h": 264}]
</instances>
